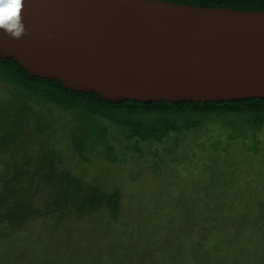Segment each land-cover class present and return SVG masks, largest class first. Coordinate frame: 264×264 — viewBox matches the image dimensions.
Segmentation results:
<instances>
[{
	"label": "rangeland",
	"instance_id": "obj_1",
	"mask_svg": "<svg viewBox=\"0 0 264 264\" xmlns=\"http://www.w3.org/2000/svg\"><path fill=\"white\" fill-rule=\"evenodd\" d=\"M10 87L0 81V118L23 109L25 96ZM27 100L25 110L48 122L38 131L28 120L40 137L24 136L25 154L37 163L17 181L36 210L18 229L0 223V264H264V117L192 115L175 119L162 140L136 143L113 124ZM16 151L21 173L25 155ZM55 176L69 187L83 182L98 210L46 206L52 192L67 194ZM115 191L113 214L106 196Z\"/></svg>",
	"mask_w": 264,
	"mask_h": 264
},
{
	"label": "water",
	"instance_id": "obj_2",
	"mask_svg": "<svg viewBox=\"0 0 264 264\" xmlns=\"http://www.w3.org/2000/svg\"><path fill=\"white\" fill-rule=\"evenodd\" d=\"M0 58L112 102L264 97V11L165 0H22Z\"/></svg>",
	"mask_w": 264,
	"mask_h": 264
},
{
	"label": "trees",
	"instance_id": "obj_3",
	"mask_svg": "<svg viewBox=\"0 0 264 264\" xmlns=\"http://www.w3.org/2000/svg\"><path fill=\"white\" fill-rule=\"evenodd\" d=\"M165 1L205 7H231L234 9L264 11V0ZM0 81L11 86L10 89L12 91H18L25 96V99L22 100L23 102H20L23 109L14 108L8 112V115L1 116L2 120L3 117L6 118L4 119V123H2L0 118V181L3 183L0 191V223L9 225L11 231L20 228L24 224L29 216L25 215L27 211L33 213L36 210L33 200L24 199L23 195L28 194V187L23 191L19 189V183H17V181L19 182V177L31 178L29 177V171L37 163V159L31 158L30 154H25L29 150L27 149L29 143L25 140L26 138L24 136H28L27 140H32L31 137L34 138V136H37L31 135V130L27 127V122L31 120L33 122V128L38 131L42 129H47L48 131L47 120L42 121L43 117L36 113H31L32 109L25 110L26 102L28 104L31 103L27 99L40 101L46 106L52 105L62 109L73 110L85 116L95 117L101 120L104 125L107 123L118 126L121 130L119 132L122 134H117L116 136H123L125 141L134 140L136 143L143 140L160 141L165 137L164 135L168 130L172 129L175 119L178 120L181 118L188 121L189 118H193L191 117L192 115L202 117L207 114L222 116L225 114L228 115L229 113H237L245 116L246 120L254 124L262 122V118L264 117V97L210 100L205 102L180 100L177 103L166 100L148 102L123 100L120 102H112L103 99L94 92L75 91L64 88L57 79L31 76L18 62L11 58H0ZM186 125L190 124L186 122ZM4 129L7 130L6 133ZM124 131L126 132L124 133ZM49 138L41 137V140L43 142ZM18 146L22 147L25 155L21 173H15L17 162L16 148ZM53 157L54 155L52 156V160L54 159ZM45 161L49 167L50 160ZM69 177L73 178L75 176ZM55 179L57 186H63L65 191L67 190V194L71 193V198H68L67 194L62 198L57 195L58 193L54 194L52 192V200L49 198L45 203L46 206H49L56 212L59 208H67L72 205H78L81 210H85V207L91 208L90 206L93 204V211L95 209L98 210L99 200L97 203H93V197L97 195L88 186L83 185V182L79 179H71L75 180V183L78 185H74V187L68 186L69 182L66 178H58L55 176ZM53 185L56 186L52 183ZM82 187L87 188L84 189ZM82 190L87 192H83ZM106 197L108 211L113 214L118 213L120 208L119 193L115 191ZM92 209L88 210L92 211Z\"/></svg>",
	"mask_w": 264,
	"mask_h": 264
},
{
	"label": "clouds",
	"instance_id": "obj_4",
	"mask_svg": "<svg viewBox=\"0 0 264 264\" xmlns=\"http://www.w3.org/2000/svg\"><path fill=\"white\" fill-rule=\"evenodd\" d=\"M22 0H0V31L11 39L25 33L21 19Z\"/></svg>",
	"mask_w": 264,
	"mask_h": 264
}]
</instances>
